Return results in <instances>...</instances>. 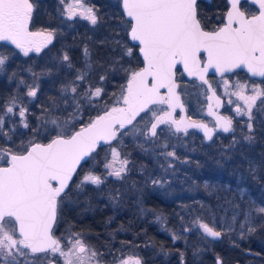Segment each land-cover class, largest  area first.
Listing matches in <instances>:
<instances>
[{
	"label": "trees",
	"instance_id": "1",
	"mask_svg": "<svg viewBox=\"0 0 264 264\" xmlns=\"http://www.w3.org/2000/svg\"><path fill=\"white\" fill-rule=\"evenodd\" d=\"M32 1L34 27L53 31L54 40L40 53L13 55L0 74L2 154L24 152L35 141L69 135L97 120L116 105L144 65L130 40L131 21L121 0H87L95 24L65 17L61 0ZM228 7L227 0H199L203 27H220ZM241 7L252 12L247 2ZM31 86L36 89L30 91ZM256 129L248 146L235 147L228 136L194 153L182 147L179 159L165 154L162 140L147 143L127 136L120 147L127 171L114 177L102 169L98 185L88 183L78 191L75 183L85 161L59 198L55 235L63 240L69 232L81 233L105 264L132 247L146 264H219L218 258L221 264H264V123ZM109 145L101 144L94 153L101 165ZM170 159L179 170L169 169ZM163 180L173 197L158 190ZM195 220L203 223L200 230L187 224ZM205 224L220 230L222 238L208 237Z\"/></svg>",
	"mask_w": 264,
	"mask_h": 264
},
{
	"label": "water",
	"instance_id": "2",
	"mask_svg": "<svg viewBox=\"0 0 264 264\" xmlns=\"http://www.w3.org/2000/svg\"><path fill=\"white\" fill-rule=\"evenodd\" d=\"M198 1L121 0L124 15L131 21L130 40L139 45L144 61L128 92L130 105L113 109L70 135L35 141L0 165V223L12 218L32 253L62 247L54 233L59 215L55 199L68 191L81 165L101 144L116 139L118 127L132 125L151 106L168 103L172 116L182 111L178 121L185 128H196L208 137L214 133L206 122L188 118L176 78L178 66L186 77L204 83L210 73L223 76L237 70L264 78V0H227L225 22L215 30L203 27ZM243 1L257 12L247 14L241 8ZM24 37L18 41H28ZM212 116L218 129L231 130L228 117L219 112ZM203 229L211 239L222 238V232L210 225Z\"/></svg>",
	"mask_w": 264,
	"mask_h": 264
},
{
	"label": "rangeland",
	"instance_id": "3",
	"mask_svg": "<svg viewBox=\"0 0 264 264\" xmlns=\"http://www.w3.org/2000/svg\"><path fill=\"white\" fill-rule=\"evenodd\" d=\"M19 2L26 8L31 18V21L34 19V12L36 6L32 0H0V7L5 3L9 2ZM61 7L64 12V16L68 18L80 17L89 21L91 24H95L97 22V17L93 6L87 2V0H61ZM33 31L38 34V40L41 41L39 46L31 49L30 51H23V54L30 52H38L43 47L47 46L54 40V32L49 29H41L38 27H33ZM6 56L0 52V73L5 70V60ZM4 65V66H3ZM140 70V69H139ZM138 70V71H139ZM137 71V72H138ZM136 72V73H137ZM135 73V74H136ZM135 74L132 76L131 81L133 80ZM130 84V83H129ZM247 83L242 82L237 84L231 92L230 88L223 89L226 94H228L229 100L233 106L239 107L240 112L242 113L246 107L247 103L245 102V96L247 94L243 92L241 86H245ZM36 86H31L30 91H34ZM130 87L128 86L125 93L118 99L116 105L111 106V109H123L129 104L128 100V92ZM179 92L181 97H183L184 101H187V105L191 106L192 110L195 112L204 114V103L207 91L203 85H200L195 80H190L187 77L183 76L180 81ZM231 93V94H230ZM202 104V105H201ZM12 108L10 107L8 112H11ZM108 111V112H109ZM106 112L105 114H107ZM168 112L167 106L157 105L151 109H149L145 114H143L135 125L127 128L119 127L117 130L116 139L110 143L109 146L104 148V151L101 155L104 157L107 156L105 163L100 164V158L98 155H92L89 158V162L86 165L85 170L79 175L76 180L75 188L80 191L83 189L85 184H93L98 185V183L102 180V169L105 171V176H121L122 172L126 168L125 159L121 154V140L125 136H133L138 133H141V139L143 141H149L150 133L154 131V127L157 126L161 121V116ZM104 114V115H105ZM25 110H22L20 113V117L22 120L25 119ZM102 115L101 117H103ZM100 117V118H101ZM74 119V117H72ZM99 119V118H98ZM95 121V120H94ZM25 125L27 122L24 120ZM58 122V121H57ZM92 122V121H91ZM4 124V119L2 120ZM84 126V125H83ZM82 127V126H81ZM80 127V128H81ZM162 130V129H161ZM73 133V132H72ZM71 133V134H72ZM164 137L173 138L172 136V127L170 125H166L163 128ZM68 135V134H62ZM70 135V134H69ZM178 139L185 142L182 146L190 153H194L195 150L199 151L201 146H205V143L196 141L191 133L178 134ZM153 137V136H152ZM202 141V139H201ZM183 142V143H184ZM187 142V143H186ZM191 142L194 143V147L191 146ZM199 144V145H198ZM190 145V146H189ZM170 149L165 150V154H170ZM4 153V152H3ZM10 160V155L6 152L4 154L0 153V165L7 163ZM169 165L178 166V162L176 160H168ZM102 167L98 168V165ZM168 166V164H166ZM178 168V167H177ZM179 170V169H177ZM102 172V173H101ZM175 176V175H174ZM175 182V180L171 181ZM166 181L159 182L160 187L159 191L164 195L169 196V198L173 197L175 193L170 189V186H165ZM169 184L168 181L166 185ZM173 187V186H172ZM192 188H194L192 186ZM188 191H192L193 189ZM76 190V191H77ZM61 197V196H60ZM59 197V198H60ZM58 198V203H60ZM192 225L193 229L200 230L203 223H199L197 220L195 222H189L187 224ZM160 224H163L160 221ZM186 224V225H187ZM166 227L165 224H163ZM167 232L169 234H173L172 229H168ZM174 235V234H173ZM18 231L15 222L10 218H5L0 223V242L3 237H9L13 240H16L18 237ZM63 245L59 250L51 251V252H42L32 254L29 250L22 248L19 245L15 247H9L8 242L0 246V264H50L52 260H55L57 264H105L99 252L92 245H88L85 237L78 232H69L67 237L60 240ZM150 251H153L150 249ZM138 250L135 247H132L130 251H127L121 254V257L112 264H125L126 258L129 259V264H135L138 260H141ZM161 255L165 256L166 253H162Z\"/></svg>",
	"mask_w": 264,
	"mask_h": 264
},
{
	"label": "flooded vegetation",
	"instance_id": "4",
	"mask_svg": "<svg viewBox=\"0 0 264 264\" xmlns=\"http://www.w3.org/2000/svg\"><path fill=\"white\" fill-rule=\"evenodd\" d=\"M244 2H247V1L241 2V6L242 4H244ZM249 5L252 8V12L249 13L246 11L247 14L251 15V14L256 13L257 8L251 4ZM33 27H34L33 21H31L28 11L19 2L16 1V2L5 3L4 5L0 7V52L6 56V59H5L6 61L4 63L5 65L13 55L26 56L31 53H40L47 46L50 45L48 44L47 46L43 47L38 52H30L26 54L22 53L23 51H30L31 49L39 46L41 42L38 40V34L33 31ZM24 34H26V37L24 38H26L28 41H18L19 38L21 37L23 38ZM135 45H137L139 49V45L138 44H135ZM2 73L3 72L1 71L0 74ZM176 74H177L176 78L180 86L181 78L185 76L181 67L179 66L177 67ZM190 80H195L200 85H203L207 91V94H206L204 103L202 102V104H204V114L203 115L201 113L198 114V112L193 111L191 106L187 105V101L186 100L184 101L183 97H181L180 95L182 101L184 102L186 106L187 116L191 120L206 122L214 129V133L210 137H208L196 128H185L183 124L178 121L182 116V111L176 110L174 115L172 116V111H171L169 104L163 103V104H158V105L167 106L168 112L161 116L160 123L154 127V131L150 133L151 135H150L149 141H146V142L155 143V141L160 142L162 140L161 142H163L162 146L164 150L170 149L171 151H170L169 156H171L173 159H179L178 152L183 147L182 145L185 144L184 141L178 139L177 135L178 134L183 135L187 132L191 133L193 137H195L194 139L197 142L198 141L203 142L205 143V146H208V147L212 146L220 138H225L228 136L231 137L230 139L235 147H237L238 143L241 146H248L249 144H251L252 140L255 137L254 132L257 130L256 129L257 125H259L260 123H264V78L251 77L245 71L237 70L231 74H227L223 76H217L214 73H210L208 74V83L200 82L196 79H190ZM242 82L247 83V85L241 86V89H243V92L247 94V96H245V102L247 103V107L241 113L239 107L233 108L229 100L228 94H226V92H224L223 89L230 88L232 92L234 87L237 86V84L242 83ZM131 84H132V81L129 84L130 88H131ZM212 90L214 91L215 95L211 92ZM128 100H129L128 105H130L131 98L129 97V95H128ZM155 106L157 105L151 106L149 109ZM149 109L142 112L140 116L137 118V120L132 125L120 126V127L127 128V127H131L135 125L136 122L139 120V118L143 114H145ZM217 112L229 118L231 122V130L229 132H225L221 129H218L217 123L214 117L212 116L213 113H217ZM166 125H170L172 127L173 138H168V136L167 137L163 136L164 135L163 128H165ZM134 138H136L137 140L138 139L141 140V133L133 135L130 139L134 140ZM127 140H128L127 136L123 137V139L121 140V146H123ZM191 146L195 147L193 142H191ZM20 153H23V152H20ZM121 154H122V150H121ZM124 159L126 163V168L122 173L127 171V160L126 158ZM9 162L10 160L7 163L1 164V165H6ZM169 169L177 170L178 168L171 166ZM55 201L57 202L58 213H59L58 198H56ZM7 218H10V217H7ZM17 237L18 238L16 240H13L9 237H3L2 241L0 242V246L8 242L9 247H15L16 245H19L22 248L29 250V248L22 243V239L19 236V233ZM51 251H56V250L52 249V250L45 251V252H51ZM32 254H36V253H32ZM129 263H130L129 259L126 258L125 264H129ZM50 264H57V263L55 260H52ZM135 264H146V263L143 262V260L141 259V260H138Z\"/></svg>",
	"mask_w": 264,
	"mask_h": 264
}]
</instances>
